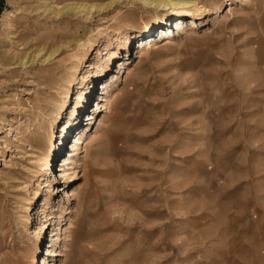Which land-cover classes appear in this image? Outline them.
I'll list each match as a JSON object with an SVG mask.
<instances>
[{
    "label": "rangeland",
    "instance_id": "obj_1",
    "mask_svg": "<svg viewBox=\"0 0 264 264\" xmlns=\"http://www.w3.org/2000/svg\"><path fill=\"white\" fill-rule=\"evenodd\" d=\"M122 1L67 29L0 0V264H264V0Z\"/></svg>",
    "mask_w": 264,
    "mask_h": 264
},
{
    "label": "bare ground",
    "instance_id": "obj_2",
    "mask_svg": "<svg viewBox=\"0 0 264 264\" xmlns=\"http://www.w3.org/2000/svg\"><path fill=\"white\" fill-rule=\"evenodd\" d=\"M16 1L17 0H10V2H14V3ZM39 1L42 2L43 0H39ZM84 1L82 3L78 2V3H72V4L66 5L65 4L66 0H48L47 2H42L43 3V8H44L43 9L44 10L43 13L44 14H48L50 16H54V19H59V20H55V21H57L55 23H57L58 26L60 25L59 22H61V23L65 24V25H67V29L68 28L71 29L72 21H74L73 19L77 18L79 20L84 21L86 19H90V17L92 16L93 12L94 13H104V11L108 10V8H110L113 4H118V3H121V2L123 3L124 2L122 0H112V1L108 2L107 4H103V5H96V4L89 5V4H86ZM135 1L137 2V4H139V5L142 4L148 10L155 12L156 17H157L156 23L161 22V19L159 18V13H163L165 16H167V19L170 20L174 16L180 15L181 13L191 16V15H196L201 10H205V11L209 12L210 11L209 7H211L213 5V3H217V2H214L213 0L212 1H210V0L205 1V5H202V4L198 3V1H196V0H135ZM228 6H229V9H230V11H229L230 13H232V12L237 10L232 5H228ZM18 8H22V5H17V10H18ZM27 10H28V12L30 11L31 13H33V11L34 12H39L41 10V8H34V7H32L31 3H28ZM10 15H11V13L7 14V16H10ZM26 18H28V17H26ZM79 23H80V21H77V24H79ZM7 24L3 23L2 26L4 28L13 29L14 26L11 23H10V25L9 24L7 25ZM151 28H153V27H151ZM45 29L46 28H43V30H45ZM179 29H182V28H179ZM49 34H51V31L49 32ZM37 35H38L37 36V40L44 39L47 42L51 41L50 38L51 39L54 38L52 34L50 36H48V35L45 36V38H42L41 34H37ZM8 36H9L10 39H13V38L17 37L16 34H14V33H10ZM165 40H166L165 44L163 46H161L163 49H165L167 47H173L174 46L175 43L172 42L173 39L167 38ZM145 41H147V38H145V39H143L141 41L144 46L146 45ZM13 43H16V41L13 42ZM41 46H42V44H39V46H38L39 48L35 50L34 56L31 57V58H33L32 62L35 60L36 57H39L40 55L44 54V52L46 51V47L43 48ZM49 47L50 48L45 52V55H47V56L45 57L44 62L49 60V59H52L53 57H55L60 52L59 49H56V46L54 45V43H53V46L49 45ZM147 47H150L149 49H153L154 48V50H157V49L160 48V46L157 47L153 43H149L140 51V53H138V56H137L136 60L142 61L143 57L145 56ZM4 53H9L12 57H13V55L16 56V54H17L12 48H11V50H9L7 52H4ZM119 64H121V62ZM95 66L96 65H94L93 68H95ZM120 70H124L125 71L124 73L126 74V78L122 81V83L126 84L132 78V75L134 74V70L132 69V67H127L125 69L124 66H121ZM116 77H117L118 80L120 79L118 76H116ZM117 82L118 81L112 82L110 87H107V89L113 90L112 93H111L112 96L114 95V92H116L117 90H119L121 88V86L117 87L116 90H114L115 87L111 88L113 86L112 84L114 83L116 85ZM112 96H110V97H112ZM104 102L109 104L110 100L106 99V100H104ZM99 108L103 109L104 106H101V104H100V105H98V109ZM96 122H98V120ZM103 123H104V119H100L97 131L102 128V126L104 125ZM95 138H96L95 134L90 135L87 146L90 145L95 140ZM83 140H84V135L82 137H79L78 145H75L74 147H72L73 151L72 152L70 151L71 152L69 154L71 156L70 158L76 156L79 153V151L81 150L82 145L84 144ZM61 144H63V143H61ZM61 147H62V145H61ZM70 164H72V165L76 164V166H82L81 162H75V161L70 160V159L69 160H65L64 163H63L65 168L69 167ZM50 168H51V166L49 165V169ZM66 174H67V168L63 169V175H61V177L62 178L65 177ZM62 191H63V193L66 194V198L69 201L71 200L72 197H76L80 193L79 190L77 188H74V187H72L71 189H68V190L64 189ZM58 192L60 193V189L57 190V193ZM44 219H45V217H44ZM54 236L56 238L58 236V234H54ZM66 247L67 246H64L65 249H66ZM52 256L56 257V258L60 257V256L62 257V255H59V253L57 254L56 252H53Z\"/></svg>",
    "mask_w": 264,
    "mask_h": 264
}]
</instances>
